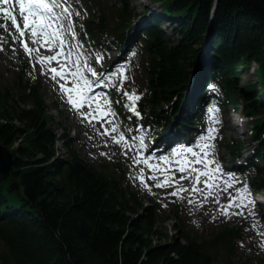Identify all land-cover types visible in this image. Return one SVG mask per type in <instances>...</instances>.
<instances>
[{"label":"trees","instance_id":"obj_1","mask_svg":"<svg viewBox=\"0 0 264 264\" xmlns=\"http://www.w3.org/2000/svg\"><path fill=\"white\" fill-rule=\"evenodd\" d=\"M150 1L142 3L149 14L133 25L130 0L111 6L87 0L94 18L80 12L81 36L121 52L136 45L131 55L149 89L136 102L140 115L131 117L161 129L176 120L174 126L188 132L192 120L181 110L203 53L201 95L190 96H196L193 111L210 97L235 110L244 101L254 155L237 166L252 174L253 189L264 188V0ZM12 35L19 40L17 32ZM252 63L259 65L258 80L239 87ZM13 68L0 82V141L14 156L10 172L0 169V264H264L256 255L235 258L241 226L222 225L210 236L170 229L166 223L178 217L180 204L174 202L172 217L162 216L154 197L144 205L145 196L126 182L125 169L100 168L84 158L68 134L57 131L29 63L16 60ZM53 108L59 109L55 101ZM227 145L235 163L244 144Z\"/></svg>","mask_w":264,"mask_h":264},{"label":"rangeland","instance_id":"obj_2","mask_svg":"<svg viewBox=\"0 0 264 264\" xmlns=\"http://www.w3.org/2000/svg\"><path fill=\"white\" fill-rule=\"evenodd\" d=\"M78 0H67L65 3L64 0H58L61 4V8L55 9L56 13L59 15L62 12L63 7H68L69 11L72 13L71 20L65 18L59 21L60 24L65 25L64 38L67 41L66 53H71V60L68 61L70 67L75 68L74 62H79L80 67L83 69V75L85 78L89 79L90 72L87 71L88 67H91L96 73L97 76L102 77V83L105 86V89L99 90L100 96L103 100L110 101L109 104L105 105V110L111 111V115L107 116L111 119V124L117 125L116 139H119L121 135L124 136V140L121 143H111L106 144L103 141V146H100V142H97L93 138L87 136V133H90L95 128L83 117L81 119H72L71 118V109L67 105V94L61 91L60 84L65 83V81L57 78V81L50 82L47 78L49 76V65H44L39 62L40 57L52 55L56 49L48 51L46 48H40L38 44H34L32 41L33 37L31 34L26 32L23 40L26 41L30 48H40L38 53L33 52L29 55L22 44L15 43V40L10 37L12 36L10 29V22L5 21L0 14V24H6L7 30L0 28V49H2L3 41L7 40V44L10 46L11 53H4L0 50V82L4 83L9 79L13 73V66L16 60H28L32 70L41 78L44 88L42 92L44 94L45 100L47 103L52 105L53 100L58 99L60 104V109L57 111L52 106L51 114L55 118V121L58 123L56 125L57 131L59 133H66L71 138L73 146L84 158H86L92 164L100 167L107 168L109 170H116L123 168L127 171L126 182L134 190L138 191L142 196H145L143 203L146 205L148 203L146 197H154L157 199L156 207L162 212V216L172 217L174 210V202L180 204L178 217H173L168 219L166 225L170 229H173V226L190 228L194 231H198L199 234L210 236L216 232L222 225H236L241 226L243 231L242 238L236 243L235 251L236 259L245 260L250 256L254 257L255 255L264 260V188L260 190H254L250 184V178L252 175L247 176L242 172H239L237 169H233L232 162L230 160L229 152L230 149L227 143L235 141L243 142L244 146L242 149L243 156H247V151L245 147L249 144L250 137V121L251 117L245 113L244 101L240 104L238 111H234L231 106L222 107L214 103L213 99L209 101L208 104L203 105L202 109L199 110L198 114L194 117V126L191 129L190 137L197 138L195 142L189 143L188 147H193L197 152L200 151L199 148H196L197 143H209L212 145L208 149L209 156L208 159L214 161L213 164L209 165V169H215L217 166L220 168L219 173H215L217 179L215 180V185L211 191L212 195H207L208 189L205 187L204 183H199L196 185L201 191L198 193L201 194V199L204 201L205 210L198 212H188L185 211L186 204L189 203V200H192L194 203L195 192L192 193L193 180L182 182L181 176H188L189 171L183 173L177 172V168H173L169 172L170 176H173L172 173L176 172L174 179L178 181L174 187L173 183H169L167 186L172 188L156 187V184L164 179L163 174L149 169L146 165L135 164L134 154H141L142 151H150L151 154L157 153V142L152 141L150 136V125L148 121L143 120H134L131 116L135 115L130 109H127L124 106L119 108V104L127 97L123 94L127 92L129 94L135 93L136 95H141L146 92L149 87L146 82V75L143 73V70L134 62L133 56L131 55H121L119 52L113 48L96 43L95 45L89 44L88 42L83 41L79 34V29L81 25V19H79L76 13H79L80 10L84 11V17L94 18L92 13V7L88 4L87 0H79L81 3L78 4ZM108 5L111 6L114 2L120 5V0H107ZM14 2V0H13ZM149 5L151 1L148 0H130V7H133L134 17L131 20L132 24H137L138 20L149 14L150 9L146 8L144 4ZM80 4L85 6L84 9H78ZM4 7H13L10 5H0ZM152 6V5H151ZM150 6V7H151ZM96 9V8H95ZM161 9L158 7L156 11ZM97 10V9H96ZM159 13V11L157 12ZM97 17V13L95 14ZM18 22L23 26L22 18L17 15ZM97 20V19H96ZM118 20L115 17V22ZM71 27L75 32V37H73L68 32V27ZM168 33L171 31L167 28V25H161ZM136 47L133 46L131 53L136 52ZM44 50L49 52V55L44 54ZM203 53L200 54L201 60H203ZM97 57H102V59L97 62ZM201 64L196 60L195 68L200 69ZM123 67L124 75L127 79L122 81L118 74V70ZM194 68V67H193ZM259 65L252 63L250 67V72L248 74H243L240 77L239 87H246L247 85H252L255 83L258 76ZM193 70V69H192ZM113 73H117L116 76H112ZM197 75V76H196ZM194 79L196 83L199 82L200 76L196 74ZM112 76V79L108 77ZM193 79V80H194ZM58 84V85H57ZM71 86V85H69ZM191 89V88H190ZM102 105V104H101ZM124 108V110H122ZM215 109L216 111H210ZM245 110V111H244ZM81 112H88L82 110ZM213 116L218 123H215ZM105 122V119L94 120ZM200 123H202L200 125ZM215 128V138L212 140H204L201 138L208 136V129ZM125 131L126 133H124ZM150 136V137H149ZM141 139L143 140V145H141ZM140 140V141H139ZM139 141V142H138ZM186 143V142H185ZM126 146L131 149V152L128 153ZM57 148L59 151L64 152L63 144L59 141L57 143ZM179 150V149H178ZM245 153V155H244ZM166 157V156H165ZM144 158L149 160V155H145ZM190 160L194 159L189 156ZM172 166L177 167L174 163ZM170 167L171 166H163ZM196 168L203 170V164L195 165ZM143 170V173L141 172ZM186 175H183L185 174ZM143 174L144 182H141L140 176ZM192 176L195 173L191 174ZM150 176H157L158 179L152 180L149 179ZM203 181L208 179L207 177L201 176ZM236 181L231 188H228L227 191H221L225 187V181L231 182L229 180ZM160 178V179H159ZM147 184V187L145 186ZM247 186L248 192L250 193V199L253 202L248 205L246 208H236L233 207L230 209L228 215H224L222 207L227 205L230 197H235L238 195L237 189H241L244 186ZM177 188H184L187 191L180 192L178 195L173 196L170 193L176 191ZM186 192L191 193L190 196L186 195ZM207 196V198H205ZM203 197V198H202ZM219 200V203L216 200ZM243 212L242 215H236L233 213ZM171 232H173L171 230Z\"/></svg>","mask_w":264,"mask_h":264},{"label":"snow or ice","instance_id":"obj_3","mask_svg":"<svg viewBox=\"0 0 264 264\" xmlns=\"http://www.w3.org/2000/svg\"><path fill=\"white\" fill-rule=\"evenodd\" d=\"M66 3L67 0H64ZM12 4L13 7H4L0 6V14L5 21H9L11 27L15 29L17 33H19V37L17 39L21 40L22 46L25 51L31 55L33 52L38 53L40 48H46L48 51H52L56 49V51L50 56H42L40 57L39 62L44 65H51L52 62H56L58 67L52 68L49 67L48 71L51 73V78L53 80H60L65 81V83L60 84V89L62 92L67 94L68 102L77 110H80L84 107H88L90 110L88 112H81V115L91 123L93 120H101L109 115H111V111L105 110V108L101 105L100 99L101 97L98 96H88L87 93L92 90V83L84 77L83 69L80 67L79 62L75 63V68L70 67L68 61L71 60V53H66V45L67 41L64 38V27L65 25L60 24L59 21L65 18V14L67 19L71 20L72 13L69 11L68 7H63L61 14H57L55 9L61 8V4L58 0H0V5H10ZM17 15L22 18L23 26L21 27V23L18 22ZM79 15V13H76ZM0 28H4L7 30L6 24H0ZM68 32L75 37L74 30L69 26ZM28 32L31 34L34 44H38L40 48H30L28 43L23 40L25 33ZM102 59V57H97V62ZM87 71L91 73L92 76H97V73L91 68L85 65ZM118 74L121 78V87L122 81L127 79L124 75V68L121 67L118 70ZM117 73H113L112 76H116ZM112 76L108 77L112 79ZM71 85V86H69ZM215 89V85L212 86ZM127 99L131 102L129 105L130 111H132L135 115L139 116L140 113L136 110V102L140 100V96L136 95L135 93L129 94L127 92L123 93ZM110 101L105 100L104 104H109ZM93 104H95V109H93ZM210 111H216L212 109ZM213 120L215 123H218L213 116ZM115 126L112 129H105L104 134L109 135L110 132L115 131ZM216 129L209 128L208 129V136L201 138L202 141L204 140H212L215 138ZM115 143H120L124 140V136L121 135L119 139L113 138ZM141 145H143V140L141 139ZM212 145L209 143H197L196 148H199L200 151L197 152L194 150L193 147H185L179 150H176L172 153L174 157H177L175 161H169L167 157L163 158V164L169 165L170 163H175L177 165V171L183 173L185 171H189V176L192 173H195L194 184L192 188V192H199L201 191L199 188L196 187L199 184L200 177L204 176L208 179L204 180L203 183L205 187L209 190L207 195H212V189L216 187L215 180L217 177L215 173L220 172L219 166L215 169H209V165L213 164L214 161L209 160V151L208 149L211 148ZM142 155V154H141ZM191 156L194 159L189 160L188 157ZM135 164L143 163L149 169L153 171H157L163 174L164 179L156 184V187H165L169 183L176 184L178 181L174 179L173 176L169 175L171 171L170 167H161L160 164H151L147 158L141 159L140 157H135L134 161ZM197 164H203L204 169H198L195 167ZM143 173V170H141ZM188 177L181 176V179H187ZM149 179L156 180L158 179L157 176H150ZM141 182H144L143 174L140 176ZM231 180V177H229ZM225 187L221 189V191H227L228 188H231L236 181L231 180L225 181ZM147 187V184L145 185ZM187 191L184 188H177L176 191L170 193V195L176 196L180 192ZM238 195L235 197H230L227 205L222 207V211L224 215H228L230 209L233 207L236 208H246L248 205L252 204L253 202L250 199V193L248 192L247 186L245 185L241 189H237ZM207 198V196L205 197ZM219 203V200H216ZM189 203H193L192 200H189ZM236 215H242L243 212L233 213Z\"/></svg>","mask_w":264,"mask_h":264},{"label":"bare ground","instance_id":"obj_4","mask_svg":"<svg viewBox=\"0 0 264 264\" xmlns=\"http://www.w3.org/2000/svg\"><path fill=\"white\" fill-rule=\"evenodd\" d=\"M149 1V0H148ZM205 46V45H204ZM204 46H202V48H204L205 49V47ZM203 49V50H204ZM44 54L45 55H49V52L47 51V50H44ZM198 63L199 64H201V62H202V60H201V58H200V56L198 57ZM199 66H201V65H199ZM49 67H52V68H55V67H58V65H57V63L56 62H52L51 63V65H49ZM200 72L202 73V69L200 68V69H198V71H197V73L196 74H200ZM197 76V75H196ZM102 77L103 76H101V77H99V76H92L91 74H90V77H89V81L92 83V90L90 91V92H88L87 93V95L88 96H98V97H101L100 96V93H99V90H101V89H105V86H104V84L102 83ZM47 78L50 80V82H53V81H57V80H53L52 78H51V73L49 72V76H47ZM197 79H195V81H196ZM192 83V82H191ZM191 83H189V85H188V87H190L191 88V90H192V95H201V84H199V82H197V86H193V85H191ZM58 85V84H57ZM104 101L105 100H103V98L101 97V99H100V103L102 104V106L104 107L105 106V104H104ZM67 105H68V107L71 109V113H72V115H71V118L72 119H81V118H83L81 115H80V113H81V111L82 110H86V111H89L90 109L88 108V107H84V108H82V109H80V110H77L76 108H74L68 101H67ZM93 109H95V104H93ZM184 111H186L187 112V114H190L191 113V105L189 104V106H186L185 107V109H184ZM103 119H105V122H100V121H92L91 122V124L94 126V130L93 131H91L90 133H87V136L88 137H90V138H93L94 140H96L97 142H100L101 144H100V146L102 147L103 146V141H105L106 142V144H111V143H114V139L113 138H115L116 137V134H118V130H117V125H114V124H111V119L110 118H108V117H105V118H103ZM102 120V119H101ZM146 121V120H145ZM202 123H200V125H201ZM149 125H150V136H155V135H159V137L160 138H165L166 136H168L169 135V133H170V127L168 126V127H166L165 129H161V128H158V126H154L152 123H149ZM115 126V131H112V132H110V134L109 135H105L104 134V131H105V129H112L113 127ZM124 133H126L125 131H123ZM196 139L197 138H193V139H191V141L190 142H195L196 141ZM140 141V140H139ZM138 141V142H139ZM123 141H121V143H122ZM157 146H158V144H157ZM189 145H188V143H186V144H182L181 143V145H179V148L178 149H182V148H185V147H188ZM172 147H174V146H172ZM175 147H178V144L177 145H175ZM126 149H127V151H128V153L129 152H131V149H129L128 148V146H126ZM154 149H156L157 150V153H155V154H151L150 153V151H142L141 152V154H138V153H135L134 154V158L135 157H140L141 159H144V156L145 155H149V163H151V164H160L161 165V167H163L165 164H163V158L166 156L168 159H169V161H175L176 159H177V157H174L173 155H172V153L174 152V151H176L175 149H170L169 147H163V148H154ZM177 149V150H178ZM188 159L190 160V158L188 157ZM141 164V163H140ZM143 164V163H142ZM172 164L173 163H170L169 165H165V166H171V171L173 170V168H177V167H175V166H172ZM145 164H143V166H144ZM175 170H177V169H175ZM177 172H179V171H177ZM176 175L177 173L176 172H173L172 173V175ZM183 175H186V173L185 174H183ZM185 177H188L187 179H181V181L182 182H186V181H190V180H193V182H194V179H195V175H191V176H185ZM160 179V178H159ZM200 183H203V178L202 177H200ZM175 186V184H173L172 185V187H174ZM171 186H165L164 188H172ZM192 192V191H191ZM192 193H194V192H192ZM186 195L187 196H190L191 195V193H188V192H186ZM195 198H193L194 199V203H188V204H186V206H185V212L186 213H188V212H198V211H204L205 210V207H204V205H205V203H204V201L201 199V194H199L198 192H195ZM203 198V197H202Z\"/></svg>","mask_w":264,"mask_h":264},{"label":"water","instance_id":"obj_5","mask_svg":"<svg viewBox=\"0 0 264 264\" xmlns=\"http://www.w3.org/2000/svg\"><path fill=\"white\" fill-rule=\"evenodd\" d=\"M192 71L193 72L191 74L190 83L194 79L198 71V68L194 67ZM13 159H14V156L11 150L0 141V169L3 170L4 172H10L12 165H13Z\"/></svg>","mask_w":264,"mask_h":264}]
</instances>
